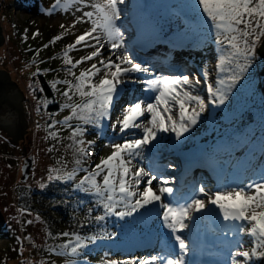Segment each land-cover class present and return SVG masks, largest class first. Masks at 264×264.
<instances>
[{
    "label": "snow or ice",
    "instance_id": "6c2138e0",
    "mask_svg": "<svg viewBox=\"0 0 264 264\" xmlns=\"http://www.w3.org/2000/svg\"><path fill=\"white\" fill-rule=\"evenodd\" d=\"M81 4L91 10L83 11L76 23H89L90 28L67 45L61 56L53 57L62 59L65 75L71 79L51 83L53 89L58 84L66 86L62 108L70 114L62 124L72 129L69 147L75 146L76 167L71 171H65L63 165L50 169L48 179L68 182L75 180L78 172H85L75 188L96 198L95 204L102 210L94 217L97 224L113 216L125 220L153 213L162 220L174 243L132 264H186L185 257L195 247L190 234L201 229L218 238L229 234L241 237L229 252L230 264H264V164L254 169L248 182H217L212 187L200 184L180 193L174 178L161 175L162 168L154 161L155 152L163 145L189 139L209 105H224L244 80L257 46L264 41V0H192L190 7L198 24L213 34L221 53L215 80L207 71L200 76L175 70L157 74L151 65L138 62L125 41L122 17L127 9L122 6L126 0H56L52 10ZM61 38L56 36L52 43ZM78 45L93 50L74 61L70 53ZM88 61L95 62L77 75L75 70ZM202 84L208 99L201 95ZM136 85L142 86L139 94L130 87ZM73 120L78 124L73 125ZM89 126L98 130L97 135L109 130L114 133L105 145L111 154L101 157L91 170L83 167L95 144L84 140ZM49 134L57 138L56 132ZM60 236L67 238L59 245L60 254L70 250L73 257L83 256L82 250L97 240L114 238L69 232Z\"/></svg>",
    "mask_w": 264,
    "mask_h": 264
},
{
    "label": "rangeland",
    "instance_id": "374dc122",
    "mask_svg": "<svg viewBox=\"0 0 264 264\" xmlns=\"http://www.w3.org/2000/svg\"><path fill=\"white\" fill-rule=\"evenodd\" d=\"M17 1L0 0V26L5 39L4 44L0 46V71L8 73L10 81L17 84L25 96V104L26 101L32 102L31 113L28 116L29 129L27 136L28 139H31V143L28 140L30 151L25 155L31 154L33 156L34 168L30 172L29 178L23 181L22 166L24 165L23 158L25 157L23 147L11 144V137L7 136V132H0V231L8 230L7 236L0 237V264H74L77 260L80 261V264H109V261L116 262V264H132L137 258H144L159 253L160 251L157 250L144 252L135 248L136 244H138L137 238L144 234L149 227L152 228V223L156 219V228L162 233L161 237L167 238L165 246L174 243L171 234L163 226L162 220L154 213L146 214L142 218L127 217L125 220H119L113 216L107 218L106 222L97 224L94 217L102 214V210L95 204L96 198L75 188V185L86 174L85 172H78L75 180L68 182L63 180L50 181L48 179L50 169L61 168L63 165L65 171H71L76 167L74 163L75 153L73 151L75 146L69 147L72 143L69 139L72 129L66 128L62 124L65 117L70 114L68 109L62 108V105L66 102V98L62 95V92L66 90V86L58 84L56 89L51 87L53 81L71 79V77H66L64 71L66 66L63 64L62 59H53V57L61 56L67 45L73 44L79 35H82L90 28L89 23H76V21L82 16L83 11L91 9L83 7L81 4L72 5L68 10L57 8L53 11L56 0H26L30 4V9L25 11L16 8L15 4ZM61 2L63 3L64 0H61ZM176 2V0H126V4L122 7L126 8L127 12L122 17V23L123 25L125 23L134 25L133 18L144 11L154 19L161 21V23L166 21V26L173 33H181L187 36L183 48L186 54L185 60L192 68L190 75L200 76L202 72L207 71L210 74V78L215 80L218 75V55H216L212 47L209 49L207 47L206 49L211 51L204 55L188 45L193 33H195L196 22L194 18L196 19V15L188 3L180 6ZM130 5L131 7L129 8ZM189 8L193 18L187 15L184 10ZM143 9L144 11H141ZM183 10L184 15H182ZM159 13L163 15H158ZM174 19H178V21ZM185 20L187 21V26L183 28L182 24L185 25ZM74 24L75 27H73ZM128 28L130 29V26ZM131 30H133L132 27ZM144 30V32H147L148 29L145 28ZM37 32L39 33L38 36L35 35ZM135 32L134 30L133 33L129 31L130 36ZM171 33V36L175 35ZM56 36H61L62 38L53 44L52 40ZM131 39H133L132 36ZM127 40L125 36L126 43ZM178 41V44L182 46V40L178 39ZM262 45L263 41L257 46L256 53ZM106 49L107 46H105V51ZM217 49L220 55L218 46ZM92 50V48L78 45L77 50L72 51L70 55L75 61L82 56L88 55ZM257 56L255 60L257 63L260 62L261 71L264 72V60L258 54ZM93 62L95 61H88L80 65L75 70L77 75L82 69L90 67ZM142 62L147 63V60L142 59ZM155 71L159 74L158 70ZM38 72L40 73L39 75H37ZM259 74L256 64L254 65L252 62L244 80L230 94L237 93V96L228 97L225 104L220 106L221 112L216 115L218 119H220V115L226 117L229 114L233 103V109L237 112L243 108H251L255 104L256 106L263 104L260 101L264 100V98L260 96L264 87V77L259 78ZM40 76L45 78L55 94L56 102L59 104L57 112H49L47 110L49 101L46 96L42 95L39 97L37 95V93L41 92L42 94L43 92L40 91L42 88ZM262 81L261 89L259 85H261ZM130 87H134V90L139 94V88L142 86ZM200 87L202 89L201 95L208 99L206 88H204L203 84ZM252 90L258 91L255 94L256 98L252 97L254 95L250 93ZM125 97L127 99L128 94ZM77 102H79L78 99ZM215 109V106L209 105L208 110L201 117V123L192 129V132L188 134L190 138L185 142L171 141L155 152V156L159 158L161 163H164L165 160L173 162L166 163L163 166L161 175L174 178V187L176 189L182 185L178 183L180 179L178 164L173 159L183 152L191 153L190 156H186V160L199 158L204 161L205 168L209 169V171H201L197 174L196 179L190 183L191 188L189 191L193 187L204 183L212 187L220 180H222L221 182H248L253 176L252 173L254 174V169L261 165L253 162L251 149H255V139L250 134L243 136L239 143L241 151L238 150L236 152L237 155L234 156L235 161L233 163V167L237 169L235 172L233 168L230 171L225 169L227 173L222 170V174L217 176L215 174L216 166L214 164L210 166L206 159L196 154L197 149L194 142H198V138L207 135L211 130L209 119L214 114ZM113 119H115V116ZM53 122H56L55 126L50 128L49 125L53 124ZM71 123L73 125L78 124L75 120ZM235 127V125L231 126V129H228L229 131L226 130L225 134L229 135L231 132H235ZM97 131L89 126V131L84 136L85 141H95L91 149V157L86 159L83 165L84 168L89 170L100 162L101 157L111 154V148L105 145L108 143V138L114 133L109 130L106 133L97 135ZM50 132H56L57 138L54 139L49 134ZM214 136L217 138L216 133ZM208 140H211L212 145H207L214 148L212 137L208 139L207 136H204L203 142H208ZM173 144L177 146L173 147ZM258 151L261 152V159L263 152L261 150ZM241 153L243 154L241 155ZM169 164L173 167H167ZM212 166H214V170L211 168ZM243 168L245 169L243 170ZM249 170L251 176L246 174ZM209 172L210 175L207 174L209 176L207 182L201 180L204 178L201 173ZM153 183L155 185L156 182L154 181ZM143 187L144 185L142 184L141 188ZM48 191L61 194L62 200L71 197L66 202L73 201L74 203L82 204V208L78 210V213L77 211H72L70 204H60L56 206L57 208H54L50 202L53 199L55 200V198L54 196H47L49 195ZM76 193L80 195H76ZM90 209H92L91 213H89ZM37 217L39 218L37 219ZM137 217H139V213H137ZM81 225H84V227H81ZM63 232L79 233L85 237L94 234L98 236L111 235L114 238L97 240L95 244H90L89 248L94 245L112 244L117 247L120 246L123 252H112L109 248H103L100 251L93 250L88 252L82 250V252L86 251L83 256L73 257L70 250L66 254L61 255L59 245L67 242V238L60 236ZM190 235L192 241L195 242V247L185 257L186 264H200L196 259H193V254L198 255L202 252L205 253L207 261L210 262L209 264H230L228 259L229 252L235 247L236 240L241 239V237H233L231 234L227 238H218L214 233L203 229ZM244 239L247 238L244 237ZM128 240H133L134 244H129ZM208 246L212 247L211 250L214 252L208 250ZM50 249L52 250L50 251Z\"/></svg>",
    "mask_w": 264,
    "mask_h": 264
},
{
    "label": "trees",
    "instance_id": "16d2710c",
    "mask_svg": "<svg viewBox=\"0 0 264 264\" xmlns=\"http://www.w3.org/2000/svg\"><path fill=\"white\" fill-rule=\"evenodd\" d=\"M176 1H177L176 4L178 3L180 6L184 5L185 3H188L189 5L192 3V0H176ZM15 6L17 9H21V10H25V11L30 9V4L26 0H18L16 2ZM184 10H185V12H187V15H189L193 18V15L191 13L190 8L188 10L187 9H184ZM184 10H183L182 15H184ZM158 15H163V14L159 13ZM169 17H171V16L169 15ZM174 20L178 21V19H174ZM194 20L196 22V26H195L196 29H195V33H193V36H192L191 40L189 41L188 45H190L192 48L196 49L199 53H202L204 55H207V53L211 51V50H207L206 48L208 47V49H209L212 47L214 49L216 55H218V57H219V53H218V49H217L218 45L216 43H214L213 35L207 30L206 27L199 25L195 18H194ZM186 26H187V21L185 20V25L182 24V27L184 28ZM254 61H253V64L254 65L256 64V67H257L258 71L260 72L259 78L260 77L263 78L264 72L261 71L260 62L257 63L256 60H254ZM40 80L42 83L43 92H42V94H41V92H39V93H37V95L39 97H41L42 95L44 97L46 96L47 100L49 101V104L47 106V110L49 112H57L59 110V104L56 102L54 92L52 91L48 82L45 80V78L43 76H40ZM262 83H263V81L261 82V85H259V87L261 89H262ZM250 93L254 94V95H252L253 98H256L255 94L258 93V91L252 90V92H250ZM261 93L264 94L263 89H262ZM262 94L260 97L264 98V96H262ZM230 96L236 97L237 93H234L233 95H229V97ZM260 102H262L264 104V100H261ZM263 104L261 106H256V104H255L251 108H243L242 110L237 112V111H234V109H233V106H234V103H233L229 114L226 117H223V115H220L219 116L220 119H218L216 117V115L220 114L221 107H216V109L214 110L215 115L212 114V116L209 119L210 125H211V130L209 131V133L207 135H203V136H201V138H198V140H197L198 142H194V143H196V149H197L196 154L199 156H202L204 159H206L210 163V166H211V164L212 165L214 164L216 166L215 174L217 176H219V174H222V170H225V169L230 171V169L233 168L234 172L237 170L233 167L234 166L233 163L235 161L234 156L237 155L236 152L238 151V148L240 145L239 143H240L241 139H243V136H245L247 134H250L255 139V149H251V151L253 153V162H255L257 165L262 164V162H264V158H263L264 152L262 153L261 159H260V153L261 152L258 151V150H261V148L264 146V105ZM219 122H221V123H219ZM233 125L236 126L234 129L235 132H231V134L226 135L225 134L226 130H228V129L230 130L231 126H233ZM215 133H216L217 138H215V136H214ZM204 136H207L208 139H210V137H212L214 148L210 147L212 145L211 140H208V142H205V143L203 142ZM233 136H234V138H233ZM207 144H210V146ZM242 154L243 153H241V155ZM254 154H256V155H254ZM211 168L214 170V166H212ZM244 169L245 168H243V170ZM226 170H225V172L227 173ZM240 172H241V170H240ZM201 174L204 177L201 180H203L204 182H207V179L209 177L207 174L210 175V173H201ZM246 174H248V176H251L250 170ZM252 175H254V174L252 173ZM221 181L222 180H220L219 182H221ZM48 192H49V195H47V196H51V197L54 196V198H55V200L53 199V201L50 202V203H52V206L54 208H57L56 206H59L60 204L61 205L70 204L69 206L72 208V211H77V213H78V210H80V208H82L81 207L82 204L74 203L73 201L72 202H66V201H69L71 199V197H68V199H66V200H64V199L62 200L61 194L54 193L52 191L51 192L48 191ZM76 195H80V194L76 193ZM74 214H75V212H74ZM7 234H8L7 229H5L4 231L3 230L0 231V237L7 236ZM103 248H109L110 250H112V252H123L120 246L117 247V246H114L112 244L94 245V246L88 248L86 251H88V252L93 251V250L100 251Z\"/></svg>",
    "mask_w": 264,
    "mask_h": 264
},
{
    "label": "bare ground",
    "instance_id": "6f19581e",
    "mask_svg": "<svg viewBox=\"0 0 264 264\" xmlns=\"http://www.w3.org/2000/svg\"><path fill=\"white\" fill-rule=\"evenodd\" d=\"M130 7L131 5L129 6V8ZM141 11H144V9ZM133 19L134 25L132 23H125L124 28L126 29L125 36L128 39L127 44L131 39V36L133 38L129 42L130 45H128L131 48V54L138 62H142V59L147 60V63H143H145L146 66L151 65L155 70H158V73H160L161 71L167 72L169 70H175L178 72L183 71L191 74L190 71L192 70V68L189 66V64H187L185 60L186 54L185 49L183 48L187 36L182 35L181 33H173L170 28L166 26V21H162L161 23V21L154 19L145 11L140 12ZM128 26H130V29L128 28ZM131 27L136 32L130 36L129 31L133 33ZM145 28L148 29L147 32H144ZM170 33L175 35L171 36ZM176 38L182 40V42L180 41L182 43V46L178 44L179 41ZM125 98L126 97H124V99ZM240 148L241 145H239L238 148V150L241 151ZM190 155L191 153L183 152L181 155H178L173 159L177 161L178 164V175L180 177L178 183L182 185L178 188L180 193L188 192L190 190V183L192 182V180L196 179L197 174L201 172V170L209 171V169L205 168L204 161L199 158H191L189 160H186V156ZM154 161L162 168V170L163 166L166 163H173L168 162L167 160H165L164 163H161L157 156H154ZM156 224L157 219L152 223V228L149 227L144 234L140 235L137 238L138 244H136L135 248L144 252H154V250L161 251V249L165 247V241L167 240V238L161 237L162 233L157 230ZM128 243L133 245L134 241L128 240ZM207 249L211 252H214L213 250H211L212 247L210 246H208ZM193 259H196L200 264L210 263L209 261H207V257L204 252L198 255L193 254Z\"/></svg>",
    "mask_w": 264,
    "mask_h": 264
},
{
    "label": "flooded vegetation",
    "instance_id": "af4514ba",
    "mask_svg": "<svg viewBox=\"0 0 264 264\" xmlns=\"http://www.w3.org/2000/svg\"><path fill=\"white\" fill-rule=\"evenodd\" d=\"M0 93L3 95H7L8 97H11L13 99V109H10L9 107L5 105H1L0 107V132H7L6 129H8V126L11 124V116H15V112H20L23 113L24 117H27V112H26V107H25V96L24 94L18 90V88L12 84L6 77L5 75L0 71ZM16 118H18L16 116ZM28 120V119H27ZM12 125V124H11ZM14 124L12 125L13 128ZM23 126V125H22ZM20 124V128L16 131L15 136L11 137V141L15 142L17 139L23 138V141H20L23 143L22 147L28 148V129L26 127H22Z\"/></svg>",
    "mask_w": 264,
    "mask_h": 264
},
{
    "label": "water",
    "instance_id": "95a60500",
    "mask_svg": "<svg viewBox=\"0 0 264 264\" xmlns=\"http://www.w3.org/2000/svg\"><path fill=\"white\" fill-rule=\"evenodd\" d=\"M5 42V39H4V36H3V32H2V29H1V26H0V46L3 45ZM258 55L261 57L262 60H264V41H263V45L261 46V48L257 51ZM5 77L10 81V77H9V74L6 73L5 71H1ZM264 75V73H263ZM11 82V81H10ZM12 84H14L17 88V84L14 83V82H11ZM18 90H20L18 88ZM264 91V89H263ZM5 105L7 107H9L10 109H13V99L11 97H8L7 95H3L2 93H0V107L1 105ZM15 116H11L12 120L10 121L11 124L14 126H17V130L20 128V124L22 127H26L28 129L29 127V123H28V116L27 117H24L23 113H20V112H15L14 113ZM16 116L18 118H16ZM10 124V126H8V129H6L7 131V136L8 137H12V136H15V131H16V127L13 126L12 128V125ZM10 140V139H9ZM20 141H23V138L21 139H17L15 142H11V144L15 145V146H18L20 145ZM29 143H31V139H29ZM23 145V143L21 144V146ZM23 154L25 155L27 152H29V148H24L23 147ZM26 158L24 160V165L22 166V173H23V181H26L29 176H30V172L33 170L34 168V159H33V156L30 154V155H25Z\"/></svg>",
    "mask_w": 264,
    "mask_h": 264
},
{
    "label": "built area",
    "instance_id": "2783aa9c",
    "mask_svg": "<svg viewBox=\"0 0 264 264\" xmlns=\"http://www.w3.org/2000/svg\"><path fill=\"white\" fill-rule=\"evenodd\" d=\"M25 107H26V112H27V115L29 116L30 115V107H32V102L31 101H26V104H25ZM26 157L23 158V160H25Z\"/></svg>",
    "mask_w": 264,
    "mask_h": 264
},
{
    "label": "clouds",
    "instance_id": "9594fccd",
    "mask_svg": "<svg viewBox=\"0 0 264 264\" xmlns=\"http://www.w3.org/2000/svg\"><path fill=\"white\" fill-rule=\"evenodd\" d=\"M263 89H264V87H263ZM264 96V95H263ZM25 156V155H24ZM26 157V156H25ZM24 163V162H23ZM202 171V170H201ZM210 173V172H209Z\"/></svg>",
    "mask_w": 264,
    "mask_h": 264
}]
</instances>
